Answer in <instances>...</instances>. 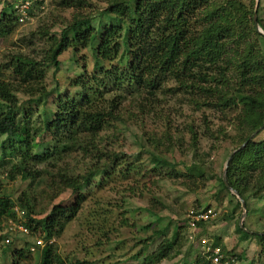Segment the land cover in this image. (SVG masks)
Instances as JSON below:
<instances>
[{
	"label": "trees",
	"instance_id": "16d2710c",
	"mask_svg": "<svg viewBox=\"0 0 264 264\" xmlns=\"http://www.w3.org/2000/svg\"><path fill=\"white\" fill-rule=\"evenodd\" d=\"M63 3L78 10L88 4L86 0ZM12 7L8 4L0 13V38L15 31L17 18L10 11ZM78 10L60 33L39 30L46 42L41 57L13 54L1 70L9 73L8 78L0 77V136L6 137L0 144V175L11 181L20 178L46 183L47 190L42 194L51 202L69 190L74 202L55 204L46 216L34 220L30 198H18L16 202L4 191L0 178V224L15 217L14 209L21 205L28 210L26 226L31 234L43 237L45 242L43 247L37 245L42 264H93L88 259L64 257L51 241L62 235L94 192L110 183L132 181L127 188L132 194L129 196H143V190L138 194L136 183L173 166L160 155L162 139L156 135L158 139L147 136L150 148L143 146L148 161L142 156L134 159L133 154L114 146L121 126H131L138 115H157L160 104L170 97L182 98L196 110L236 111L234 126L239 136L228 158L249 141L229 161L227 180L249 209V199L264 194V137L259 138L264 131V34L255 23L257 16L264 31V0H108L96 26ZM95 40L99 42L96 70L90 73L84 66L83 73L70 81L74 92L58 89L53 106L48 105L52 92L44 84L46 71L54 67V73L59 72L63 52L85 49ZM19 93L28 97L26 103L20 102ZM37 107L42 119L36 134L49 138L42 139L41 144L30 136L27 127ZM165 120L168 143L164 145L166 151H172L175 144L169 132L170 116ZM189 128L195 149L197 134L193 126ZM48 141H53L52 147ZM186 172L191 178L207 176L198 162L186 165ZM165 173L181 175L175 168ZM218 181L219 192L231 194L223 175ZM238 205L242 207L240 201ZM108 214L106 208L92 211L96 224L88 228L103 231ZM205 223L198 222L197 228ZM151 227L153 224L143 229ZM181 227L178 225L171 239L165 236V229L147 237L143 252L165 237L152 252L154 261L150 264L177 254ZM237 229L242 239L258 237L264 253V231L251 233L239 224ZM7 237L1 235L0 240ZM11 247L1 253L11 256V264H23L32 258V246L27 242L20 249ZM223 254L230 258L224 249ZM140 255L142 252L136 258ZM235 257L243 258L242 254ZM202 258L204 264H213L206 256Z\"/></svg>",
	"mask_w": 264,
	"mask_h": 264
},
{
	"label": "rangeland",
	"instance_id": "374dc122",
	"mask_svg": "<svg viewBox=\"0 0 264 264\" xmlns=\"http://www.w3.org/2000/svg\"><path fill=\"white\" fill-rule=\"evenodd\" d=\"M63 1L0 0V13L8 4H12L10 11L17 18L15 31L7 38H0V71L13 54L23 53L38 57L43 55L46 42L40 37L39 30L46 29L49 34L60 33L78 10L67 7ZM86 1L90 4L78 11L96 26L103 18L101 10L107 6L108 0ZM98 45V40H95L85 49L69 48L59 56V72L54 73V67L46 71L44 84L52 92L48 105L53 106L58 89L61 92L68 89L74 92L70 81L83 73L84 66L90 73L96 70L95 54ZM5 72L1 71L0 77L8 78L6 74L9 73ZM18 96L20 102L28 101L27 96L20 93ZM32 105L35 107V104ZM40 112L38 107L35 108L32 120L27 125L30 136L37 142L49 139L36 134L41 130ZM235 115L236 111L221 113L217 110H196L182 98L170 97L160 104L157 115L150 114L144 118L138 115L139 118L137 117V121L133 120L131 126H121L119 134L114 137V146L117 149L133 154L134 159H140L142 156L141 159L148 161V155L143 153V146L150 148L147 147L151 145L147 136L156 135L159 140L162 139L160 155L169 159L174 166L169 168H175L181 175L169 176V173H165L169 168L164 167L161 174L158 173L150 179H140L136 183V190L140 191L138 194L143 190V196H129L132 194L127 188L133 184L132 181L110 183L102 191L94 192L86 201L81 213L66 226L62 235L53 239L52 242H55L59 252L64 257L88 259L93 264H150L154 261L152 252L165 237L158 238L143 252L141 250L149 242L147 237L155 230L165 229V236L171 239L180 225L183 227L176 248L179 251L172 258L155 264H204L202 256L207 258L206 248L209 245L224 249L226 256L234 258L231 264H264L260 239H242L237 229L242 219L243 226L251 232L264 231V194L249 199V209L247 207V214L242 218L244 209L238 205L240 200L237 195L232 191L231 194L219 192L218 178L223 175L229 152L238 141L239 133L234 126ZM168 116L171 118L169 132L175 144L172 151H166L164 145V142L167 144L168 141L164 137L166 129L163 125ZM189 126H193L197 134L195 149ZM262 137L264 131L259 135V138ZM5 138L0 136V144ZM48 142V146L52 147L53 141ZM192 162L203 166L207 171L206 178H191L186 174V165ZM0 178L3 180L4 191L16 202L18 198H30L31 216L34 220L46 216L55 204L70 205L74 202L69 190L51 202L49 197L42 194L47 190L46 183L39 185L35 181H23L20 178L11 181L4 175H0ZM145 186L150 192L146 191ZM207 207L213 208L216 216L203 227L192 231L187 220L189 210ZM97 208H106L109 212L103 231L88 228L96 224L92 211ZM25 210L21 205H17L14 209L15 217L0 224V236H10L11 249H20L26 242L33 246L37 239H43L39 235L33 236L30 228L28 233H22L18 229V225L27 223L25 214L28 210ZM149 224H153L151 229H143ZM5 239L0 240V264H11V256H1L3 249L10 246L6 244ZM39 250L36 248L31 251L32 258L23 264H42ZM139 252H142V255L136 258ZM241 254L242 259L235 257Z\"/></svg>",
	"mask_w": 264,
	"mask_h": 264
},
{
	"label": "built area",
	"instance_id": "2783aa9c",
	"mask_svg": "<svg viewBox=\"0 0 264 264\" xmlns=\"http://www.w3.org/2000/svg\"><path fill=\"white\" fill-rule=\"evenodd\" d=\"M26 3H29V1H26ZM216 216V212L213 208L207 207V208H199L195 209L192 208L189 210L187 218H188V223L191 228V230L197 229V223L198 222H208L212 220L213 217ZM18 229L22 233H28L29 229L26 225L20 224L18 225ZM193 236H190L192 238ZM53 241V240H52ZM51 241V242H52ZM6 244H9L11 242L10 236H8L5 239ZM38 246L43 247L45 245V242L43 239H37L36 244L31 247V251H34ZM206 253H207V258L210 260L213 264H231L234 262V258H225L223 254V250L220 246H211L209 245L206 248Z\"/></svg>",
	"mask_w": 264,
	"mask_h": 264
},
{
	"label": "water",
	"instance_id": "95a60500",
	"mask_svg": "<svg viewBox=\"0 0 264 264\" xmlns=\"http://www.w3.org/2000/svg\"><path fill=\"white\" fill-rule=\"evenodd\" d=\"M255 23H256V27H257L258 31L264 34V31H263V30L261 29V27L258 25L257 16H255ZM259 132H260V130L254 132V133L251 135L250 139H253L255 136H257V134H258ZM248 141H249V140H248ZM248 141H246L245 143H243L240 147H238L237 149H235V150L232 152V154L230 155V157H229V159H228V161H227V164H226V166H225V168H224V172H223V179H224V182H225L226 186H227V187H228V188H229L234 194L237 195V197L239 198V200H240V202H241V205H242V207H243V209H244V213H243V215H242V218L247 214V203H246V201L244 200V198L241 197V195L239 194V192H238L237 190H235L234 188H232V187L229 185L228 180H227V168H228V164H229V161L231 160V158L235 155V153H237L238 151H240L241 149H243V148L246 146V144L248 143ZM240 225H241V227H244V226H243L242 219H241V221H240ZM251 233H252V232H251Z\"/></svg>",
	"mask_w": 264,
	"mask_h": 264
}]
</instances>
